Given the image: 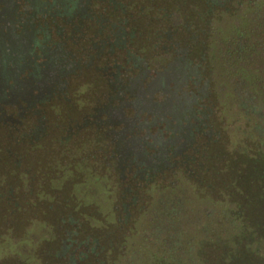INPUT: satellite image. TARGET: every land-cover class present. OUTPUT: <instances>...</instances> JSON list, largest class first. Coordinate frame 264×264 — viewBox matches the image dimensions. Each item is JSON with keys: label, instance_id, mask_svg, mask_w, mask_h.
<instances>
[{"label": "flooded vegetation", "instance_id": "obj_1", "mask_svg": "<svg viewBox=\"0 0 264 264\" xmlns=\"http://www.w3.org/2000/svg\"><path fill=\"white\" fill-rule=\"evenodd\" d=\"M158 1L160 18H151L154 26L145 31L151 21L139 0H0L1 144L19 136L26 157L45 146L47 129L61 131L67 141L52 164L80 179L74 165L87 168L114 196L113 190H148L154 196L178 180L194 185L191 179L199 178L207 162V143L224 131L215 62H227L224 81L238 80L244 88L241 67L250 65L245 47L217 55L220 38L215 29L202 28V19L233 18L243 6L249 13L257 10L245 5L251 0H164L168 14ZM186 1L194 3L190 15L181 3ZM186 15L201 18L197 33L187 34L194 22L187 23ZM243 31L231 27L227 34L239 40ZM229 151L213 174L228 191L221 204L232 209L239 205L238 193L245 203L249 168L244 152ZM46 173L57 182L62 177ZM26 175L18 173L20 181Z\"/></svg>", "mask_w": 264, "mask_h": 264}, {"label": "rangeland", "instance_id": "obj_2", "mask_svg": "<svg viewBox=\"0 0 264 264\" xmlns=\"http://www.w3.org/2000/svg\"><path fill=\"white\" fill-rule=\"evenodd\" d=\"M139 1L147 21L160 18L155 8L161 7V1ZM162 3L169 14L168 2ZM181 3L188 15L195 10L190 1ZM245 5H253L256 13L243 6L236 17L219 15L212 22L206 18L201 22L203 29H215L220 38L217 55L224 58L225 51L245 47L250 65L241 67L244 88L238 80L224 81L227 62L226 68L220 58L215 62L224 87L217 97L224 131L207 143L203 151L207 162L199 178L191 179L194 185L178 180L154 196L148 190H113L114 196L105 181L91 177L87 168L74 165L73 171L82 173L80 179L56 161L52 164L56 149L67 141L63 132L47 129L45 146L25 153L26 157L19 136H10L11 140L0 142V264H264V11L262 0ZM185 19L194 22L187 25L186 33H197L201 18L186 15ZM153 26V21L147 22L145 31ZM231 27L244 28L239 40L228 37ZM234 65L237 69L239 64ZM230 142L233 145L228 147ZM241 142L246 153L239 147ZM232 147L235 155L248 156L249 172L245 203L238 193L239 205L231 209L221 204V195L228 191L220 189L224 180L213 173ZM22 171L27 172L25 181L18 176ZM47 171L62 177L58 182L49 179ZM241 178L237 181L242 186Z\"/></svg>", "mask_w": 264, "mask_h": 264}, {"label": "trees", "instance_id": "obj_3", "mask_svg": "<svg viewBox=\"0 0 264 264\" xmlns=\"http://www.w3.org/2000/svg\"><path fill=\"white\" fill-rule=\"evenodd\" d=\"M252 6H253V5H252ZM262 11H264V0H262ZM214 35H215V34H214ZM3 237H4V236H3ZM3 237H2V238H3ZM21 255H22V254H21ZM1 257H2V256H0V258H1ZM19 257H20V256H19ZM19 257H18V258H19ZM32 257H33V256H32ZM32 257H30V258H32Z\"/></svg>", "mask_w": 264, "mask_h": 264}]
</instances>
